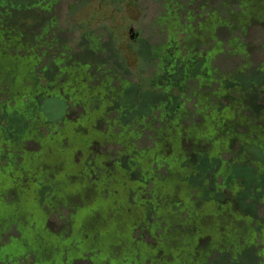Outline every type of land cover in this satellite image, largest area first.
Segmentation results:
<instances>
[{"label":"trees","instance_id":"1","mask_svg":"<svg viewBox=\"0 0 264 264\" xmlns=\"http://www.w3.org/2000/svg\"><path fill=\"white\" fill-rule=\"evenodd\" d=\"M97 1L73 0L67 10L75 16L79 9H87ZM150 1L160 3L156 23L164 41L151 45L140 37L135 39L136 57L147 65V71L139 67L137 76L103 35L85 34L79 49L69 45L61 26L63 0H0V205L18 208V216L0 219V225L16 224L22 236L17 241L10 238L11 244L4 247L8 238L0 231L1 264H20L16 253L4 252L10 246L25 247L42 259L45 254H53L46 264H62L64 256L67 264L76 262L68 260V254L80 255L81 245L65 248L64 244L73 235L72 218L79 212L74 200L79 196H65L64 192L78 185L89 203L101 206L103 203L94 200H105L108 220L126 212L123 201L129 197V206L140 213L135 228L148 225L153 212L159 209L168 227L178 225L181 216H169L173 215L170 200L178 198L198 230L205 216L212 213L219 223V216L222 222L226 220V212L245 223V229L236 231L232 225L237 237L264 236V129L256 128L258 111L249 108L241 97V81L247 68L244 62L253 54L248 35L259 27L264 33V24L258 26L259 16L264 15V0H202L195 8L198 0ZM143 47L147 53L141 51ZM104 55L109 59L104 60ZM223 57L243 65L235 73L224 75L218 66ZM109 60L115 61L117 71L98 76L96 66ZM132 76L137 80L132 81ZM61 91L68 92L69 97ZM51 100L64 111L56 119L46 107ZM72 112L77 119L70 118ZM43 127L44 134L40 131ZM94 143L101 145L103 155L96 154L87 162ZM43 151L45 170L41 166ZM78 153L85 159L76 163ZM109 160L111 167L106 165ZM26 162L29 168H24ZM39 169L49 181L42 185L34 182L41 191L31 184L20 188L15 176H38ZM72 173L80 179L70 178ZM91 173H97L96 181L86 178ZM48 175L54 179H48ZM150 185L152 189L146 193L152 199L142 201L139 197L137 201L141 194L138 187ZM12 192H17V199L9 203L6 198ZM232 195H236V208ZM159 196L164 197L163 204L156 202ZM26 197L32 203L31 210L40 208L34 211L36 217H24L26 207L21 201ZM45 197L48 210L56 208L59 213L61 208H70L72 213L68 220L59 215L65 220L60 234L51 233L46 222V235L41 239L36 235L37 221L49 217L43 211ZM164 206L168 209L162 210ZM80 207L82 210L85 206ZM94 218V230L110 223L99 215ZM24 220L27 225L21 224ZM188 220L186 223L191 224ZM252 223L256 227H251ZM200 229L198 235H206L207 230L203 226ZM144 232L141 227L136 233L139 240L147 235ZM184 234L177 248L171 247L170 239L161 245L174 258L173 264H189L195 238L199 239L192 233ZM30 238L42 246L38 251L28 246ZM46 238L55 239L57 246H48ZM101 238L92 236L93 246L106 249L107 243ZM121 247L107 246L111 255L115 248L120 249L115 263L155 264L158 249L133 239L126 248ZM212 254L218 256L216 264H264V247L260 244L235 245L234 250L226 247Z\"/></svg>","mask_w":264,"mask_h":264},{"label":"rangeland","instance_id":"2","mask_svg":"<svg viewBox=\"0 0 264 264\" xmlns=\"http://www.w3.org/2000/svg\"><path fill=\"white\" fill-rule=\"evenodd\" d=\"M226 1V0H218L219 3ZM73 0H63L62 6H61V26L65 30L64 31V36L66 40L69 42V45L75 49H79L81 46V43L83 41V37L85 34H90L94 35L93 37L103 35L105 41H109L110 43L114 44L115 49H117L120 53V57L124 60L126 63V66L128 67L129 71L131 70L132 72L135 73V75L139 76V67L140 71H147V65L143 60H138L135 54L134 49V42L136 38H141L143 41L149 42L151 45H158L162 41H164V36L159 35L157 32V23L156 19L160 11V3H153L150 0H119V1H110V0H98L97 2L91 4L87 9L81 8L79 11L75 14V16H72L67 8L70 3H72ZM202 3V0H198L196 5L193 6L192 8L198 7L199 4ZM198 4V5H197ZM258 26L264 24V15L259 16L258 20ZM260 28V27H259ZM259 28H253L251 31V34L248 35V41L250 45L252 46V56L244 62V64L247 65V68L245 69V74H243L242 77V85H241V97L243 101H246V105L249 108H254L258 112L259 121L257 122L258 127L257 129H264V81L263 77L261 74H264V33L261 29ZM150 33V34H148ZM154 35V37L150 38L149 35ZM136 36V37H135ZM135 37V38H133ZM142 52L147 53V50L145 47L141 49ZM105 58L104 60L109 59L108 56L104 55ZM96 62L98 63V60L96 59ZM97 65V64H95ZM243 63L237 62V61H228L227 59L225 60L224 57L222 60L218 62V66L221 68L222 74H227L230 72H236L239 67H241ZM96 74L98 76H104L107 73H114L117 71V65L115 64V61L109 60L106 64L103 65H98L96 66ZM138 71H137V70ZM65 77H63L62 81L64 80ZM132 81H136L137 78L135 79L133 76L131 77ZM142 80V79H141ZM60 83H63V82ZM146 84V80L144 81ZM61 93L68 98L69 94L68 92ZM46 107L49 108L51 111V115L53 116L54 119L57 117L63 115V112L60 107L57 108L56 103L51 100L46 103ZM75 114L77 113L76 110H74ZM72 115L70 118L72 120H75L76 116L73 115V112L70 114ZM98 127L101 125V122H97ZM101 127V126H100ZM99 127V128H100ZM102 129V127H101ZM40 131L44 134L46 133V127L40 128ZM106 146V145H105ZM4 148H6L4 146ZM110 151V148H108ZM113 149H111L112 151ZM118 151V148L116 149ZM108 151L106 152L108 154ZM43 151L41 153V157L43 158L42 163L44 164L41 165L43 167V170L46 169V152ZM103 150L101 148V145L99 143H94L92 147L89 149L87 159V162L92 161L93 159L96 158V154L98 156L103 155ZM6 154H8L6 152ZM106 158V157H105ZM85 159L81 153H78L75 157V162L79 163ZM29 162H26L24 164V168H29ZM53 165L52 163H48V166ZM108 167H111V161L109 160L107 162ZM156 167V166H155ZM39 169L41 173L37 176V174L31 176V177H22V176H15L16 179H19L20 183L19 186L20 188H27L29 185H34V189L37 190L38 192L41 191L39 186L37 184H46L49 181L46 179V173L44 174V171ZM17 175V174H16ZM97 173H91L87 174L86 178L88 180H95L98 177L96 176ZM52 175H48V179H54L52 178ZM41 182H39L40 179ZM70 178L73 179H80L79 176L72 175ZM44 180V181H43ZM38 181V182H37ZM96 181V180H95ZM35 182V183H34ZM1 184H4L2 182ZM36 185V186H35ZM81 186H69L67 190L64 192L65 196H79V198L75 199V209L79 211L76 216H74L73 222V235L72 238L67 240V244L65 245V248H69L70 244H78L81 245L80 251L81 254H77V252H70L68 254V260L74 259L76 262H72V264H93L89 262L90 258L93 257L92 254L95 256L92 259V262L96 263H106L105 264H117L115 263L116 258H119L121 255L120 249L115 248L113 250V254H110L109 249L107 246H122L121 248H126L127 244L131 242V239L138 243H143L146 244L147 247L152 248L153 250H156V253H154V263L155 264H173L174 263V258L170 256L163 248H162V243H166L168 239L173 240L171 247L172 248H177L178 243L182 242V239H184V233L189 232L194 235H197V238H195V247L192 250V252L189 254V264H216V261L218 260L217 254H210L211 252L216 251L217 249H226V247H229L230 250L235 249V245H254V244H260V246L263 245L264 247V236L262 234H257L256 237H247V238H239L237 237V232L236 234L233 233V228L232 225L235 227V231L237 228L240 229H245V223L242 220H237L236 215L234 214H227L224 212L225 219L222 222L221 217L219 216V223H217L215 220L216 218L212 213H210L208 216H205L203 220L200 222V227L199 230L197 228L196 224H193L192 221L189 219L188 220V210H182L184 208V204L182 201L178 198H174L173 200H170L172 204H170V209L173 212V215H169L170 219H175L176 216L180 215L181 217H178V225H172L171 227H168L166 222L164 221L163 216H159L158 211L153 212L152 214V219L150 223L146 226L141 225L140 227L135 228V226L138 224L139 221V211L133 208H131L128 204L127 198H124L123 201V206L126 209V212L117 214L116 218L113 220H108L106 217L105 219V200L103 199H95L96 203L101 202V206L98 204H91L88 202V200L85 197V191L79 188ZM152 186L150 185L149 187H146L145 189L140 186L138 187V190L141 192L140 196L137 197V201H139V197H141L142 201H149L152 199V197L146 193V190H151ZM8 190H13L10 187H8ZM145 191V192H144ZM28 195V194H27ZM28 197V196H27ZM24 199V201H21V203L26 207V212L24 214L25 216H31L34 215L35 210H40L39 207H37L34 211L31 210V205L32 203H28L29 199ZM40 196L38 195V198ZM264 197V196H263ZM33 198V197H31ZM49 198V196H48ZM231 198H233V206L236 208L237 204L235 205L234 201L236 200V195H232ZM15 199H17V192H12L11 194L8 195L6 198L7 202L12 203ZM194 198H192L193 200ZM40 200V198H39ZM38 200V201H39ZM43 200V204L45 205L43 207V211L45 215L47 214L49 217L46 218L44 216L42 218V221L39 223L37 221V225L39 227V231L36 232V235L40 237L41 239L45 238L46 235V229L43 228L44 225H46L47 222V229L53 233V234H60L65 227H62L61 224H64L65 220L69 219V212L70 208H61L59 210V213L57 212L56 208H51V210H48L46 208V197ZM99 200V201H98ZM195 200V199H194ZM156 202L159 204L164 203V197L159 196L158 199H156ZM81 204L82 206H85L84 209L81 210ZM175 204L177 206H175ZM166 207V206H164ZM163 209H168V207ZM229 209V206H228ZM231 209V208H230ZM18 210L17 207H5L3 205H0V219H6L9 217H12L13 215H17L15 211ZM228 211V210H226ZM57 212V213H56ZM72 213V212H70ZM261 213V211H260ZM40 214V213H39ZM41 215V214H40ZM64 217L65 220H61L60 216ZM95 215H99L102 217L104 220H108L110 223L108 225H100L95 228H91L93 225L95 218ZM176 215V216H175ZM264 215V211H262V216ZM18 216V215H17ZM36 217V216H35ZM191 221V224L186 223V221ZM205 221V223H204ZM204 223V224H203ZM23 225H27L25 220L21 223ZM61 225V226H60ZM7 222L3 223L2 226L0 225V231L3 232V235L8 238L7 243H9L10 238L11 240L16 239L19 240L22 238L21 234L18 232V229L20 228L18 225H13L7 227ZM201 226H203L205 231L207 232L206 235L200 236L198 234L202 233L201 231ZM261 226H263L264 229V222H261ZM18 227V228H17ZM143 227L144 233H146V236H143L141 240L137 237L136 233H138V230ZM251 227H256V223H252ZM17 228V229H16ZM135 229V230H134ZM134 230V231H133ZM153 232V233H150ZM143 233V234H144ZM97 236L100 235L101 239L103 240V243L105 244L106 249H102L100 246H93V242L91 240L92 236ZM105 235V236H104ZM260 235V237H259ZM85 237H88L89 240L86 241ZM29 241V247L33 251H38L39 244L37 242L32 241L30 238ZM105 241V242H104ZM46 242L48 246H57V241L53 238H46ZM93 247V248H92ZM137 247V246H136ZM95 248V249H94ZM101 252L99 255L97 254V250ZM4 252L9 253V254H15L16 253V260H20V264H33V260H38L41 259L44 263H38V264H46V261H51L53 254L50 253V255H44V259L41 257H37L34 252H31L25 247H19V246H10L8 247ZM90 253L89 255H86ZM83 254L86 255L84 256V259L86 258L85 262H79L84 261L83 259ZM111 255V256H110ZM109 259V260H108ZM139 260L138 257L135 258L137 261ZM96 260V262H95ZM208 260V263L207 261ZM62 264H67V259L66 256L63 257L62 259ZM91 261V260H90ZM206 261V263H205ZM15 262V261H14ZM1 264V263H0ZM48 264V263H47ZM54 264V263H53ZM144 264H150L149 261H145Z\"/></svg>","mask_w":264,"mask_h":264},{"label":"flooded vegetation","instance_id":"3","mask_svg":"<svg viewBox=\"0 0 264 264\" xmlns=\"http://www.w3.org/2000/svg\"><path fill=\"white\" fill-rule=\"evenodd\" d=\"M135 37H136V36H135ZM135 37H133V38H135ZM19 240H20V239H19ZM16 241H17V240H16ZM9 244H11V242H9L8 244L4 245V247L7 246V245H9ZM262 248H263V245H262ZM217 250H218V249H217ZM217 250H216V251H217ZM212 253H213V252H211L210 254L207 255V259H208V256H210ZM85 261H86V259H84V261H80V260H79V262H85ZM89 262H90V261H89ZM76 263H77V262H76ZM91 263H92V262H91Z\"/></svg>","mask_w":264,"mask_h":264}]
</instances>
